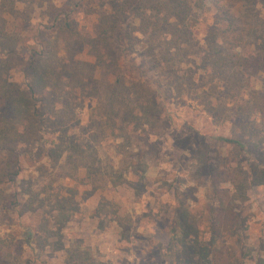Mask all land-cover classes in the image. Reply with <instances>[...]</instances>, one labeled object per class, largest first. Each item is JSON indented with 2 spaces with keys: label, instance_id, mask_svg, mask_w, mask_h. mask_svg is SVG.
Masks as SVG:
<instances>
[{
  "label": "rangeland",
  "instance_id": "374dc122",
  "mask_svg": "<svg viewBox=\"0 0 264 264\" xmlns=\"http://www.w3.org/2000/svg\"><path fill=\"white\" fill-rule=\"evenodd\" d=\"M123 1L131 0H70L73 11L67 2L60 17L69 13L67 20L87 36L100 14ZM40 12L24 27L29 43L43 42L39 50L53 26ZM260 19L253 14L254 22ZM122 22L134 27L132 19ZM226 28L207 9L184 39L185 58L173 68L154 63L177 54L166 51L168 33L160 36L163 46L151 51L144 33L137 32L134 47L96 37L103 55L97 64L90 45L71 48L70 77L37 96L42 114L47 109L41 99L51 96L65 111L57 134L21 144L11 165L18 184L5 188L10 197L0 203V251L7 256L0 264H264V73L249 78L238 66L236 73H214L219 53L238 59L254 50L230 49ZM22 48L26 59L15 76L27 89L33 57ZM121 73L140 86L130 107L114 84ZM114 95L120 102H110ZM108 111L114 112L112 122ZM53 138L57 151L68 140L79 143L71 162L55 150L50 159ZM30 179L33 187L21 189ZM226 207L233 208L230 227L219 218Z\"/></svg>",
  "mask_w": 264,
  "mask_h": 264
},
{
  "label": "trees",
  "instance_id": "16d2710c",
  "mask_svg": "<svg viewBox=\"0 0 264 264\" xmlns=\"http://www.w3.org/2000/svg\"><path fill=\"white\" fill-rule=\"evenodd\" d=\"M102 0H89L96 4ZM70 11H73L75 5L70 4V0H0V203L5 202L7 197L6 187L16 186L18 184V171L11 170L14 157L17 156L18 148L24 143H33L38 138L42 139L45 134H57L58 120L60 114L65 111L57 110L55 97L43 98L44 108L47 112L44 114L38 106L37 96L47 90V85L51 82H57L63 76L70 77V68L72 64L71 48L79 43H86L93 48L90 55L92 61H102L103 55L100 53L101 47L96 37L105 38L107 45H129L134 47L138 41L137 32L144 33L147 36L146 49L151 51L152 48L163 46L160 36L168 33L172 36L171 40L166 42V51L169 53L171 49L177 54L164 56V60L156 59L155 65L163 62L171 64L170 67L177 66L186 56L182 46L186 41V37H192L191 27L195 22L199 21L202 14L207 9H213L219 18L226 24V29L222 33L229 35V38H223L228 46L243 47L254 46L251 56H241L234 59V54L230 53L221 56L219 53L211 64L214 73L224 72L233 69L236 73V66L240 70H247L249 78L264 73V0H131L130 3L123 1L119 6L113 8V12L102 13L98 17L97 23L94 25L93 34L83 36L77 25L68 19L69 13L64 9L66 19H62L60 8L67 4ZM17 3L23 6L18 9ZM89 7L88 12L91 10ZM41 11L45 20L52 21V35L49 36L45 48L39 50L43 46V42L39 44L36 40L32 43L26 40L27 30L24 28L33 15ZM259 14L261 18L257 23L253 21V14ZM132 19L134 29L122 22ZM122 25V26H121ZM138 25V28L136 27ZM25 36V41H24ZM108 37L110 39L108 40ZM160 41V42H159ZM168 42V43H167ZM23 43V46H22ZM151 43V44H150ZM215 43V42H214ZM253 43V44H252ZM128 46V47H129ZM32 55L33 60L28 67V88L22 89L16 81L15 73L20 67V62L26 57L22 56L23 50ZM99 52L97 56L96 51ZM101 63V62H99ZM97 71V70H96ZM94 75L90 76L92 79ZM186 84H190L189 79H184ZM138 82V81H137ZM137 82H128L121 73V78H116L114 84L120 89V100L127 107L138 101L140 96L136 95L140 92V86ZM73 81L67 83V89L72 88ZM57 84V83H56ZM180 87V85L178 84ZM51 85L49 86V88ZM55 89L62 88L54 86ZM86 89V87H85ZM53 95V94H52ZM36 97V98H35ZM97 103L99 99L95 98ZM94 100V99H93ZM118 101L114 95L110 102ZM36 101V102H33ZM95 101V100H94ZM46 103V104H45ZM142 111H146L144 106ZM97 107V111H100ZM101 113V112H100ZM99 113V114H100ZM114 112L108 111L109 122H112ZM67 115V114H66ZM247 118V113L244 114ZM97 125V123H95ZM50 129V132L45 130ZM226 142L235 144L240 148H244L238 140H227ZM68 140L67 145L58 149L56 140L53 138V148H51L50 159L55 155L64 158L68 163L72 161V152L78 153L80 149L79 143L74 146ZM56 146V147H55ZM71 147H74L71 149ZM71 151V153L65 155ZM87 163V161H86ZM93 163L87 166V171L93 167ZM85 167V166H84ZM45 169L41 167V172ZM91 176L90 173H85ZM23 180L21 189L25 186L33 187L32 181ZM46 186H51L50 183ZM233 208L226 207L222 210L223 214L219 218L225 226L232 223L234 213ZM180 226V225H179ZM183 226V222H181ZM2 250V248H0ZM0 251V261H5L7 256Z\"/></svg>",
  "mask_w": 264,
  "mask_h": 264
}]
</instances>
